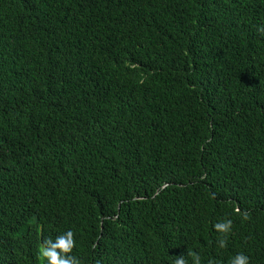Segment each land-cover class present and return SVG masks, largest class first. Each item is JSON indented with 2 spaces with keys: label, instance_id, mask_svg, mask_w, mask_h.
I'll use <instances>...</instances> for the list:
<instances>
[{
  "label": "trees",
  "instance_id": "1",
  "mask_svg": "<svg viewBox=\"0 0 264 264\" xmlns=\"http://www.w3.org/2000/svg\"><path fill=\"white\" fill-rule=\"evenodd\" d=\"M261 26L264 0H0V264L67 228L82 264H264Z\"/></svg>",
  "mask_w": 264,
  "mask_h": 264
},
{
  "label": "clouds",
  "instance_id": "2",
  "mask_svg": "<svg viewBox=\"0 0 264 264\" xmlns=\"http://www.w3.org/2000/svg\"><path fill=\"white\" fill-rule=\"evenodd\" d=\"M258 32L264 36V26L259 27ZM236 211L237 213L240 212L238 208ZM241 215L243 220L249 219L247 212L241 213ZM212 228L218 234L215 241L217 247L220 249L226 248L227 238L233 229V220L230 218L218 219L212 224ZM76 236L77 233L72 228L46 236L38 244V259L42 264H82V258L74 252V249L78 247ZM187 256L191 258V264H202L199 253L189 250ZM96 264H100V261H97ZM172 264H189V261L186 259L185 254H180L175 256ZM207 264H218V262L213 258H209ZM228 264H251L250 256L243 252H237L229 258Z\"/></svg>",
  "mask_w": 264,
  "mask_h": 264
}]
</instances>
